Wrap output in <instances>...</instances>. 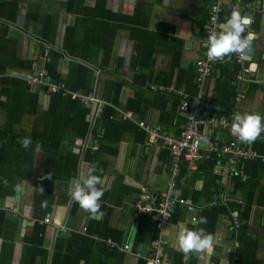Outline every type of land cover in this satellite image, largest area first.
<instances>
[{
	"label": "crops",
	"instance_id": "obj_1",
	"mask_svg": "<svg viewBox=\"0 0 264 264\" xmlns=\"http://www.w3.org/2000/svg\"><path fill=\"white\" fill-rule=\"evenodd\" d=\"M213 1L0 0V102L6 99L2 93L5 85L7 89L15 90L16 95H19L18 90L23 95L24 87L12 85L15 82L12 79H23L28 85L25 90L39 94L38 112L46 109L51 94L42 87L32 86L26 77L42 70L52 79L46 67L50 62V53L55 60L57 58L54 68L62 77L69 72L70 61L79 60L78 55L73 57L68 54L79 53L89 58L88 65L93 75L91 89L86 93L82 89L76 91L93 94L98 99L96 104L90 102L88 105L80 101L90 109L85 116L89 130L86 137L76 138L71 146L72 152L79 153L76 176L55 178L49 201L35 196L34 178L46 169L45 151L42 150L39 154L35 152L32 176L17 183L22 184V190L15 188L13 193L0 195V264H21V260L26 259L27 246L36 223L42 227L38 246L44 253L36 256L35 264H145V257L150 255L155 239L152 235L157 230L153 217L137 213L135 203L143 190L151 199H157L167 186L170 161L166 162L161 142L150 141L148 137L137 142L134 131L125 130L121 131L117 142L105 144L108 149L105 148L102 155L105 161H109L106 165H98L105 171L103 187L110 189L114 177L121 174V183L127 186V190L123 192L124 188L117 186L112 200L107 201L103 196L101 208L95 214L87 213L79 204H74L72 184L87 175L91 162L84 159L86 151L98 149V137H101L103 128L94 130L104 106L116 111L115 120H122L119 110H130L135 120L146 119L149 123L160 125L166 133H179L184 120L178 110L180 93L192 95L196 90V61L204 55L207 46L205 26ZM233 8H238L242 14L244 11L250 14L253 22L249 31L257 37L253 41L250 60V64H254V76L248 75L238 81L242 84L239 86L241 91L237 93L242 96L239 101L233 99L230 106L233 118L236 113H259L264 116V0H223L216 30L220 31V26ZM106 41L112 44L108 62L103 61L101 46ZM115 64L119 65L118 73ZM238 72L239 66L230 58L223 63H213L205 86L206 100L214 113H225L232 103V97L227 96L228 92L223 87L219 96L215 97V86L218 83L234 85V73L236 78ZM119 80L124 81L119 94L122 104L116 105L103 98L100 92L103 84ZM156 91L164 97L163 106L160 99L156 100L158 105L154 101ZM138 94L147 101L146 107L139 112L123 107L128 98H137ZM35 120V115L26 114L15 126L19 131L30 132ZM163 120H168V125L164 126ZM4 121L5 114L0 109V124ZM232 124L227 128L209 127L208 135L218 142L237 138L232 132ZM250 146L258 156L245 163L237 162L234 166L236 174L239 172L246 178L243 170L246 167L252 173V179L258 181L251 209L246 212L248 216L240 219L247 225L246 240L252 241L255 246L257 261L252 259L243 263L264 264V205L256 204V198L264 187V132ZM109 149H115V154L108 152ZM259 160L263 163L260 171L256 166ZM196 167L197 163L189 162L184 184H178L180 194L189 199L191 205L180 206L166 224L163 232L166 240L165 264H236L240 260L241 246L236 238L238 228H233V220L227 215L218 219L214 232L216 242L210 252L197 254L194 260L189 255L175 254L180 252L177 243L180 230L188 228L190 223L196 224L201 208L206 206V196H211L213 203L232 199L240 206L247 198L246 191L232 189L231 178L236 174H225L222 169L219 170L217 163L213 174L221 179V191L211 195L209 187L216 180L212 177L206 182L204 194L198 196L196 204L192 203L191 196L204 184V178L192 174ZM46 201L47 205L43 203ZM47 216L50 221L44 222ZM192 216H196V221L191 220ZM61 226L65 230L56 232ZM106 239H111L116 245L111 246ZM55 243L58 245L54 248ZM124 243L129 244L126 251L119 249ZM55 250L58 255L52 259Z\"/></svg>",
	"mask_w": 264,
	"mask_h": 264
},
{
	"label": "trees",
	"instance_id": "obj_2",
	"mask_svg": "<svg viewBox=\"0 0 264 264\" xmlns=\"http://www.w3.org/2000/svg\"><path fill=\"white\" fill-rule=\"evenodd\" d=\"M101 46L103 48V61L108 62L111 58L112 44L110 41H106L103 42ZM64 47L69 49L68 46ZM68 51L70 52L71 49ZM68 55H72L73 57L78 55L79 60H71L69 72L67 73L66 77H62V75L57 73L54 68L57 58L55 60V57L50 53V62L46 64V67L48 72L52 75V80L64 81L65 87L70 90L76 91L78 89H82L83 92H88L91 89V82L93 80L92 70L88 65L90 62L89 58L79 53H70ZM115 65V70L118 73L120 69L119 65ZM235 73L233 77L235 80L234 85L228 83L220 85V83H218V86H215L214 88L215 97L219 96L218 94H220L221 87H223L224 90H227L228 93L226 94L227 96H230L229 98L232 97V103L227 107L225 112L230 120H232L231 124L233 123L234 118L232 107L230 106L233 105V97L236 96L237 92L241 91L239 86L242 84L236 80ZM12 80H15L12 85L17 86L19 84L20 87H24V92L22 95L20 93L21 91L18 90L19 95H16L15 90L10 88L7 89L6 85L4 86L5 88L2 89V93L6 95V99L0 102V109L4 111L5 114V121L0 124V195L5 196L7 193H13L19 180L28 179L32 176V163L35 156L34 148L36 142H39L42 145V150L45 151L46 169L41 175L34 178V191L35 196L38 195L45 198L46 200L51 195L55 178H69L77 175L79 166V153L72 152L71 146L74 144L76 138L86 137L89 130V124L85 120V116L90 109L86 106H83L79 98H73L70 94L63 95L61 92H55L50 95L48 107L43 109L41 112H38L39 94L37 92L27 91V89L25 90V88H28L25 80ZM123 85L124 81L121 80L111 81L109 84L105 83L102 85L100 94L103 98L111 101L113 104L121 105L122 103H120L119 94ZM216 88H218V90H216ZM196 92L197 85L194 93ZM155 93L157 95L155 96L154 101L160 99L159 101H161L163 106L164 97H162V95L157 91ZM144 100L145 99L140 97L138 94L137 98H128L123 104V107L139 112L144 107H146L145 105L147 101ZM156 105H158L157 101ZM26 114L36 116V120L32 124L30 132L27 130L19 131L15 126L20 118ZM115 116L116 111L112 107H103L102 113L96 124L97 126L95 125L97 129L94 130L96 132V130L98 131V128H103L101 137H98V149L93 152L87 150L84 155L85 160L90 161L91 163H96L97 166H103L104 164L106 165L107 159L105 161L102 155V151H106V149H108L105 144L108 142H117L121 131H134V140L137 142L142 141L145 139V137H147L146 133L142 129L138 128L133 122H131V120H115ZM163 122L164 126L168 125V120H163ZM97 135L98 134H95V136ZM25 137H31L33 141L32 145L28 149L23 148L20 143V141ZM163 150L166 162L169 163L171 159L170 152L167 148H164ZM108 152L115 154L116 150L109 149ZM246 161L249 160H245L243 163ZM217 162L218 159L213 156L208 159L197 161V167L192 174L195 177L199 176V178H204V184L201 190H196L195 195L191 196L192 203L194 202L196 204L198 196L204 194V190L207 187L206 182H208L212 177H214L216 180H214L213 186L209 187L211 188V195L221 191V186H223V184L220 183L221 179L220 177L213 174V169ZM18 166L22 168V170ZM188 166L189 162H182L178 177L179 185L184 184V178H186ZM256 166L257 170L260 171L263 168V163H261L259 160ZM243 170L245 171L244 173H246V178H243L238 172V174L231 178V181L233 184L232 189L234 191L247 192L246 201L241 206L232 199L226 200L224 202L220 201L219 203H213V198L211 196H206V206L201 208V212L198 216L196 224L190 223L188 225V229L204 228L207 232L214 234L220 216L227 215L230 217V219H237L239 221L247 218L248 213L246 212H249L251 209L254 189L257 186L258 181L255 178L252 179V173L248 172L246 167ZM104 172V170L100 171L98 167L97 174L101 175L102 178L104 176ZM48 174H51L50 178ZM122 180L123 176L121 174H117L116 177H114L113 185L110 189H106L104 193L107 201L112 200V196H114L113 192L117 189V186L124 188L123 192H126L127 186L122 185ZM39 188H43V193L40 192ZM184 195L186 196L187 194L184 193ZM47 204L48 202L46 201V205ZM74 204L78 203L75 202ZM256 204L264 205V187L261 189L256 198ZM178 208H180V206H177L175 210H178ZM233 209L236 215L233 213ZM143 216H147V218L150 217L147 214ZM201 218H206L207 223L201 224ZM41 228L42 227L37 223L35 224L34 234L30 239V244L27 246L28 250L25 255L26 259L24 261L21 260V264H35L36 256L42 255L44 253V250L38 246L41 242L40 238L38 237L39 233L41 232ZM246 229L247 225L243 223H240L237 229L236 238L241 246L239 249L240 260H238L236 264H244L243 262H249L252 259L257 261L255 246L252 245V241L246 240ZM156 236L157 232L152 235V239H154ZM57 245L58 243H55L54 248ZM175 254L184 256L182 252H175ZM57 255L58 252L55 250L52 255V259H54V257ZM188 255L190 259L194 260V258L197 256V253H191Z\"/></svg>",
	"mask_w": 264,
	"mask_h": 264
},
{
	"label": "built area",
	"instance_id": "obj_3",
	"mask_svg": "<svg viewBox=\"0 0 264 264\" xmlns=\"http://www.w3.org/2000/svg\"><path fill=\"white\" fill-rule=\"evenodd\" d=\"M214 8H219V11L214 12ZM210 9L209 20L205 26L207 46L204 55L196 61V66L198 67L196 77L197 92L192 95L180 93L178 110L184 120L179 133L177 135L166 133L158 124L149 123L146 119L135 120L130 110H119L122 119L135 121V124L146 133L148 140L153 142L160 141L162 146L167 148L171 155L167 186L160 196L157 199H151L150 195L143 190L135 203L137 213L149 214L153 217L157 230V236L152 241L151 253L145 257V264H165L164 245L166 240L163 237V232L166 224L177 206L191 205L190 200L180 194L178 187V177L183 161L197 163L199 160L208 159L213 156L218 159L219 170L222 169L225 174L233 175L236 174L234 166L237 162L251 160L258 156L250 144L242 143L236 137H230L228 140L218 142L211 139L207 132L209 127L220 126L227 128L231 124V120L227 114L214 113L206 100L207 88L205 83L213 70L214 63L209 61L206 55L208 50L207 41L209 35L213 32H218L216 29L219 24L218 18L223 9V0H214L210 5ZM229 58L239 66L236 80L242 81L246 79L251 68L245 65V58L237 55L225 57V59ZM26 80L32 86L42 87L48 94L55 92H61L63 95L70 94L73 98H79L82 103L87 105L90 102L96 104L98 100L93 94L85 95L80 91L66 88L63 81H53L42 70H38L34 74L27 76ZM241 96V93H237L234 100L239 101ZM199 126L201 127L200 130L198 129ZM92 148H97V146H93ZM191 220L196 221V216H192ZM43 221L49 222L50 218L47 216ZM240 223L239 220L234 219L232 223L233 228L237 229ZM62 229L65 230V227L61 226L57 228L56 232ZM106 241L111 246L116 245L111 239H106ZM119 249L126 251L129 249V244L124 243Z\"/></svg>",
	"mask_w": 264,
	"mask_h": 264
},
{
	"label": "clouds",
	"instance_id": "obj_4",
	"mask_svg": "<svg viewBox=\"0 0 264 264\" xmlns=\"http://www.w3.org/2000/svg\"><path fill=\"white\" fill-rule=\"evenodd\" d=\"M213 11L218 12L219 8H214ZM252 22L250 14H242L238 8H233L230 16L220 26V31L213 32L208 37L206 53L208 60L223 63L225 57L232 55L247 59L253 49V41L257 39L256 34L249 31ZM232 132L237 135L240 142L252 144L264 132V116L259 113H236ZM20 143L23 148L28 149L33 141L31 137H25ZM34 151L37 154L42 151V145L39 142H36ZM97 171V164L91 163L87 169V175L74 181L71 188L72 198L81 209L90 214H95L100 210V202L106 191V188L103 187L105 181L101 175L97 174ZM48 175L50 178L51 174ZM22 187V184L16 185L17 190H22ZM39 189L43 193V188ZM200 223L206 224V218H201ZM215 242L214 234L207 232L204 228H183L177 237L178 250L184 255L210 252L214 248Z\"/></svg>",
	"mask_w": 264,
	"mask_h": 264
},
{
	"label": "water",
	"instance_id": "obj_5",
	"mask_svg": "<svg viewBox=\"0 0 264 264\" xmlns=\"http://www.w3.org/2000/svg\"><path fill=\"white\" fill-rule=\"evenodd\" d=\"M243 14H248V13H247L246 11H244ZM252 51H253V50H252ZM252 51L250 52L248 58L245 59V65H247V66H249V67L251 68V72H250V74H249L250 77H253V76H254V64H253V65L250 64L251 55H252V53H253Z\"/></svg>",
	"mask_w": 264,
	"mask_h": 264
}]
</instances>
